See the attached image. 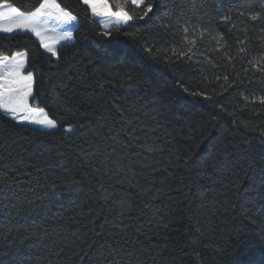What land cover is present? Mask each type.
Here are the masks:
<instances>
[{
    "label": "trees",
    "instance_id": "16d2710c",
    "mask_svg": "<svg viewBox=\"0 0 264 264\" xmlns=\"http://www.w3.org/2000/svg\"><path fill=\"white\" fill-rule=\"evenodd\" d=\"M58 2L78 22L59 61L31 33H0L59 125L0 114V264H257L264 0H153L107 37L81 0Z\"/></svg>",
    "mask_w": 264,
    "mask_h": 264
},
{
    "label": "snow or ice",
    "instance_id": "6c2138e0",
    "mask_svg": "<svg viewBox=\"0 0 264 264\" xmlns=\"http://www.w3.org/2000/svg\"><path fill=\"white\" fill-rule=\"evenodd\" d=\"M81 2L86 6L85 11H90L94 19L98 18L95 22L102 27L103 35L106 37L111 35L112 30L121 31L125 26L132 27V22L136 19L143 20L150 13L155 15L153 0H81ZM259 18L258 13L251 15L252 20ZM76 20L77 17L62 8L58 0H41L39 6L28 13L14 7L8 0L0 2V33H31L39 39L40 46L45 52L55 57L57 61L60 59L57 46L65 47L73 39L71 27L64 26H71ZM183 31L187 34L189 29L185 28ZM214 38L222 47L220 41L223 37L218 34ZM188 42L195 44V40ZM173 51L175 53L179 50ZM180 54L185 55L183 52ZM34 86L35 75L33 71L27 70L26 51H17L10 56L0 54V114L16 124L34 125L38 129L48 130L42 134L52 135L54 134L52 130L59 127L58 122L50 117L44 107L33 102L36 99ZM261 102L264 103V98H261ZM65 131L71 132V126L65 128ZM56 195L55 191L51 193L53 197ZM257 264H264V256Z\"/></svg>",
    "mask_w": 264,
    "mask_h": 264
},
{
    "label": "rangeland",
    "instance_id": "374dc122",
    "mask_svg": "<svg viewBox=\"0 0 264 264\" xmlns=\"http://www.w3.org/2000/svg\"><path fill=\"white\" fill-rule=\"evenodd\" d=\"M10 3V2H9ZM12 4V3H11ZM14 7H17V6H15L14 4H12ZM21 10V9H20ZM21 11H23V10H21ZM23 12H25V11H23ZM25 13H28V12H25ZM95 19H98V18H95ZM77 24H78V22H77V20L74 22V24H72L71 26H64L65 28H68V27H71V29H72V31H73V39H72V41H70V42H68L67 44H71V43H73L74 42V29L76 28V26H77ZM19 51H22V50H19ZM15 52H17V51H15ZM3 55H8V56H10L11 54H3ZM27 60H28V54H27ZM45 130V129H44ZM56 130V129H55ZM46 131H48V130H46ZM52 131H54V130H52Z\"/></svg>",
    "mask_w": 264,
    "mask_h": 264
}]
</instances>
